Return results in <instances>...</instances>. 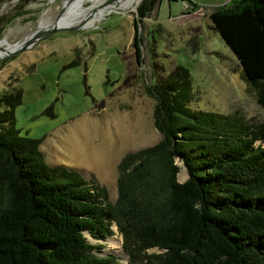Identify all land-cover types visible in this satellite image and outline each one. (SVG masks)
Instances as JSON below:
<instances>
[{
  "label": "trees",
  "instance_id": "obj_1",
  "mask_svg": "<svg viewBox=\"0 0 264 264\" xmlns=\"http://www.w3.org/2000/svg\"><path fill=\"white\" fill-rule=\"evenodd\" d=\"M159 1L141 0L138 22ZM208 17L264 110V0H232ZM132 46L138 59L134 21ZM145 90L160 137L119 159L110 202L93 176L48 165L39 140L19 135L14 108L22 91L7 82L0 93V264H114V255L96 254L99 240L113 234L111 223L133 264H264V118L189 108L195 95L181 65Z\"/></svg>",
  "mask_w": 264,
  "mask_h": 264
},
{
  "label": "rangeland",
  "instance_id": "obj_2",
  "mask_svg": "<svg viewBox=\"0 0 264 264\" xmlns=\"http://www.w3.org/2000/svg\"><path fill=\"white\" fill-rule=\"evenodd\" d=\"M63 1L59 20L88 13L92 4V0H0V49L26 38L41 21L51 23ZM231 1L160 0L148 17L135 22L141 37L138 59L132 46L136 5L122 4L115 8L128 11H102L92 15L99 19L86 27L55 30L27 48L0 55V93L7 82L22 91L14 108L19 135L39 140L38 150L48 165L75 169L85 179L93 176L113 202L119 159L160 137L152 124L154 100L145 89L175 65L190 75L195 98L189 108L237 111L247 120L263 119L264 110L241 78V66L208 17ZM175 163L176 179L183 181L185 169ZM111 229L113 239L99 240L102 248L96 254L114 255V264H133L115 223Z\"/></svg>",
  "mask_w": 264,
  "mask_h": 264
},
{
  "label": "bare ground",
  "instance_id": "obj_3",
  "mask_svg": "<svg viewBox=\"0 0 264 264\" xmlns=\"http://www.w3.org/2000/svg\"><path fill=\"white\" fill-rule=\"evenodd\" d=\"M136 2H137V0H110L106 4L105 1H103V0H92L91 8L88 10L89 11L88 13L87 12H78L75 14L65 16V17L61 18L60 20L58 19L57 24L59 26H65V25L72 26L73 24L77 23V24H82L84 27H86V25L93 23L97 19H99L98 16H92V15L101 14L102 11H109L113 8H114L113 10H116V11L117 10L118 11H120V10L121 11H128L126 9H119V8H115V7L117 4H122L125 6H128V5L133 6V5H136ZM42 26H43V22L41 21L39 28H42ZM23 40H25V38L22 39L21 41H19L18 43L9 44L7 47L0 49V55H5L6 51H11V50L15 49L17 46L20 45V43ZM109 239L112 240L113 237L111 236Z\"/></svg>",
  "mask_w": 264,
  "mask_h": 264
},
{
  "label": "water",
  "instance_id": "obj_4",
  "mask_svg": "<svg viewBox=\"0 0 264 264\" xmlns=\"http://www.w3.org/2000/svg\"><path fill=\"white\" fill-rule=\"evenodd\" d=\"M65 1H63L60 10L58 11V13L56 14L54 20L49 23V24H45L42 26V28H36L34 31H32L30 34L27 35V37L25 38V40H23L19 46H17L15 49L11 50V51H6V55H10L13 54L21 49L27 48L29 45L33 44L40 36H42L43 34L49 33V32H53L55 30H73L76 28H80L83 27L82 24H75L72 26L69 25H65V26H59L57 23L61 13H62V9L64 6ZM134 12V22H138V16H137V5L136 7L133 9ZM134 50V49H133Z\"/></svg>",
  "mask_w": 264,
  "mask_h": 264
}]
</instances>
